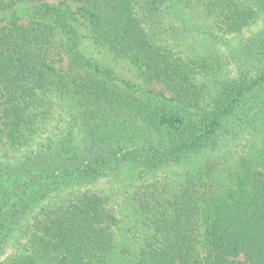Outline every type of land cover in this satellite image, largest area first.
<instances>
[{
  "label": "trees",
  "instance_id": "trees-1",
  "mask_svg": "<svg viewBox=\"0 0 264 264\" xmlns=\"http://www.w3.org/2000/svg\"><path fill=\"white\" fill-rule=\"evenodd\" d=\"M20 4L28 24L0 28V264H264V0L0 12Z\"/></svg>",
  "mask_w": 264,
  "mask_h": 264
},
{
  "label": "rangeland",
  "instance_id": "rangeland-1",
  "mask_svg": "<svg viewBox=\"0 0 264 264\" xmlns=\"http://www.w3.org/2000/svg\"><path fill=\"white\" fill-rule=\"evenodd\" d=\"M31 7L32 6L30 4H20L13 9L1 11L0 28L7 24L14 15L21 17V24H28L29 20L27 18V14ZM82 48L89 58L112 67L121 77L132 80L135 84L145 88V84H143L142 80L139 78L136 68L131 66L128 61L114 59L113 55H111L107 50L98 48L88 39L84 40ZM153 88L156 90L161 89V87L155 85Z\"/></svg>",
  "mask_w": 264,
  "mask_h": 264
}]
</instances>
